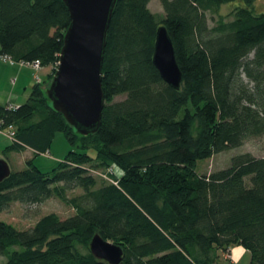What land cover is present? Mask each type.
Here are the masks:
<instances>
[{"label":"trees","instance_id":"1","mask_svg":"<svg viewBox=\"0 0 264 264\" xmlns=\"http://www.w3.org/2000/svg\"><path fill=\"white\" fill-rule=\"evenodd\" d=\"M150 1H117L102 68V125L82 135L46 94L72 21L68 7L0 0V54L52 66L24 103H0V124L17 131L4 154L47 153L58 132L78 147L51 171L31 157L0 183V212L54 195L76 212L23 230L1 219L0 264H109L90 250L99 233L123 247L119 264H221L240 245L249 264H264V157L240 154L226 169L198 171L200 160L264 137V12L254 0H161L160 19ZM224 4L235 5L233 18L211 26L207 13ZM160 26L175 46L179 90L154 65ZM109 168V179L95 177ZM76 187L84 193L69 198Z\"/></svg>","mask_w":264,"mask_h":264},{"label":"water","instance_id":"2","mask_svg":"<svg viewBox=\"0 0 264 264\" xmlns=\"http://www.w3.org/2000/svg\"><path fill=\"white\" fill-rule=\"evenodd\" d=\"M118 0H63L72 18L59 57L56 73L46 89L53 108L82 135L97 132L105 108L103 63L111 19ZM154 65L161 78L177 90L183 77L177 63L175 46L167 26L157 30ZM10 164L0 157V183L12 174ZM90 250L99 260L119 264L124 257L123 247L106 240L99 233Z\"/></svg>","mask_w":264,"mask_h":264},{"label":"rangeland","instance_id":"3","mask_svg":"<svg viewBox=\"0 0 264 264\" xmlns=\"http://www.w3.org/2000/svg\"><path fill=\"white\" fill-rule=\"evenodd\" d=\"M150 10L152 13H156L157 16L162 19L165 17L164 8L161 0H151L150 1ZM234 4H224L219 8V12L214 13L209 11L207 13L208 21L211 26L216 25L220 18H224L229 21L233 18L234 12ZM253 9L257 13L264 12V0H254ZM253 57V56H251ZM124 96H117L116 100L123 99ZM12 142L11 139L5 137L0 134V157L7 160L10 164L12 171H20L24 165L23 158H20L19 161L16 160L18 156H27V158L34 157L35 164L39 169L45 171L53 170L60 161L63 160L64 156L73 149V147L68 141V138L65 136L63 132H58L55 135V138L52 142L51 149L47 153H41L39 155L34 156V151L32 149H28L27 151H19L23 153H16L14 151L9 152L8 154H4L3 148L8 146ZM78 148V147H76ZM251 153L255 157H264V137L257 136L254 138H248L247 141L242 145L233 149H228L226 152L217 153L215 156L209 159L200 160L198 163V171L201 174L216 172L220 169H226L232 164V159L240 154ZM27 166V165H26ZM99 170L101 174H94L95 177L102 179H109L108 172H112L109 169ZM115 173V171L113 172ZM107 180V179H106ZM84 193L80 187H76L75 189H67L66 195L69 198L75 197L76 195ZM58 214L62 219H66V217L74 215L75 208L68 204L66 201L61 200L57 195L46 199L43 203H20V202H12L11 205L5 210L0 212V220H4L5 222L15 225L18 229H28L32 228L37 221L42 219L44 216L49 214ZM230 259V258H229ZM5 260V258H4ZM250 258L247 256L241 262V264H249Z\"/></svg>","mask_w":264,"mask_h":264},{"label":"crops","instance_id":"4","mask_svg":"<svg viewBox=\"0 0 264 264\" xmlns=\"http://www.w3.org/2000/svg\"><path fill=\"white\" fill-rule=\"evenodd\" d=\"M51 71V65L47 67L42 66L37 70L30 65L12 62L0 54V103L13 106L24 103L30 96L29 93L33 86L37 84V77L39 76L42 82L47 81L52 73ZM20 158H23L24 162L22 165L25 168L30 157L27 158V156L20 155L16 160L19 161ZM230 254L231 257L227 260ZM246 256L250 258L246 248L242 245L233 246L231 247L230 253L223 256L221 264H228L229 261L233 264H241Z\"/></svg>","mask_w":264,"mask_h":264},{"label":"built area","instance_id":"5","mask_svg":"<svg viewBox=\"0 0 264 264\" xmlns=\"http://www.w3.org/2000/svg\"><path fill=\"white\" fill-rule=\"evenodd\" d=\"M5 57L7 59L11 60L10 57H8L7 55H5ZM22 64L30 65V66L34 67L35 69H37V70L41 67V63L38 60H37V62H33V63L32 62H26V63H22ZM37 81H40V77L39 76L37 77ZM9 106L11 108H16L17 107V106H13V105H9ZM16 133H17L16 128H14L13 125H9V126H7V128H3L2 125L0 124V134L4 135L5 137H7V138H9V139H11L13 141H16L17 140ZM230 257H231V254L228 255L227 258L229 259ZM230 264H233V263H230Z\"/></svg>","mask_w":264,"mask_h":264}]
</instances>
